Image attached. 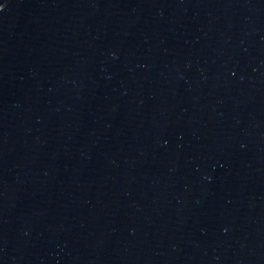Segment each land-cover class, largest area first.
<instances>
[{"label": "water", "instance_id": "95a60500", "mask_svg": "<svg viewBox=\"0 0 264 264\" xmlns=\"http://www.w3.org/2000/svg\"><path fill=\"white\" fill-rule=\"evenodd\" d=\"M0 264H264V0H0Z\"/></svg>", "mask_w": 264, "mask_h": 264}]
</instances>
